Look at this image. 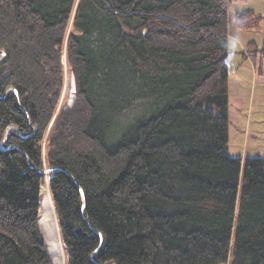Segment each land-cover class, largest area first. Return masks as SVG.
Returning <instances> with one entry per match:
<instances>
[{"label":"trees","instance_id":"obj_1","mask_svg":"<svg viewBox=\"0 0 264 264\" xmlns=\"http://www.w3.org/2000/svg\"><path fill=\"white\" fill-rule=\"evenodd\" d=\"M232 1L0 0V264H53L46 186L67 264H264V159L228 153Z\"/></svg>","mask_w":264,"mask_h":264},{"label":"rangeland","instance_id":"obj_2","mask_svg":"<svg viewBox=\"0 0 264 264\" xmlns=\"http://www.w3.org/2000/svg\"><path fill=\"white\" fill-rule=\"evenodd\" d=\"M246 12H253L256 17L264 18V0H236L232 1L228 8V153L231 158L241 160L243 167L247 159H264V63L260 53L257 56L248 53L251 45L259 51L262 50L264 27L252 31L238 28L236 17ZM73 84L74 79L67 73L62 102L65 108L70 107ZM46 195H50L47 186L42 189V199ZM39 225L47 251L51 256L48 239L41 226V211Z\"/></svg>","mask_w":264,"mask_h":264},{"label":"bare ground","instance_id":"obj_3","mask_svg":"<svg viewBox=\"0 0 264 264\" xmlns=\"http://www.w3.org/2000/svg\"><path fill=\"white\" fill-rule=\"evenodd\" d=\"M73 97L70 106L75 102V84H73ZM41 226L44 235L48 239V247L54 264H67L66 254L59 238L57 217L50 195H46L41 201Z\"/></svg>","mask_w":264,"mask_h":264},{"label":"water","instance_id":"obj_4","mask_svg":"<svg viewBox=\"0 0 264 264\" xmlns=\"http://www.w3.org/2000/svg\"><path fill=\"white\" fill-rule=\"evenodd\" d=\"M58 230H59V228H58ZM59 238H60V235H59Z\"/></svg>","mask_w":264,"mask_h":264},{"label":"crops","instance_id":"obj_5","mask_svg":"<svg viewBox=\"0 0 264 264\" xmlns=\"http://www.w3.org/2000/svg\"><path fill=\"white\" fill-rule=\"evenodd\" d=\"M253 13V12H252Z\"/></svg>","mask_w":264,"mask_h":264}]
</instances>
